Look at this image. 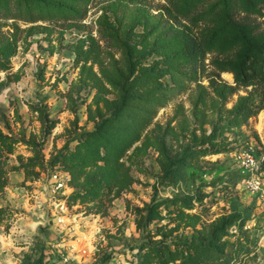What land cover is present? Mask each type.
<instances>
[{"label":"rangeland","instance_id":"1","mask_svg":"<svg viewBox=\"0 0 264 264\" xmlns=\"http://www.w3.org/2000/svg\"><path fill=\"white\" fill-rule=\"evenodd\" d=\"M173 1L0 8V264H264V215L235 155L264 149V107L232 113L251 86L215 93L212 78L234 76L214 52L174 54L205 23ZM250 19L264 28V11Z\"/></svg>","mask_w":264,"mask_h":264},{"label":"trees","instance_id":"2","mask_svg":"<svg viewBox=\"0 0 264 264\" xmlns=\"http://www.w3.org/2000/svg\"><path fill=\"white\" fill-rule=\"evenodd\" d=\"M15 1L18 6L17 12L11 11L10 0H0V8H5L6 14L21 16L30 0ZM39 1L41 6L48 9L51 6L59 10L68 7L65 0ZM205 1H173L179 15L188 17L194 24L201 21L205 23L198 36L182 32L184 44L176 48L174 54L187 52L191 59L203 60L208 53L214 52L211 63L219 74L224 71L232 72L234 84L222 83L212 78L213 90L225 97L227 92L233 93L239 88L251 86V89L232 107L233 114L248 118L264 107V28L250 19L251 14L263 13L264 0H214L199 8ZM237 12L244 14L239 17ZM27 16L29 20L37 19L35 13L31 11L27 12ZM147 73L148 69H142L131 78L129 84L144 80ZM133 97L134 94L125 91L121 103L114 112L121 111L124 103Z\"/></svg>","mask_w":264,"mask_h":264},{"label":"built area","instance_id":"3","mask_svg":"<svg viewBox=\"0 0 264 264\" xmlns=\"http://www.w3.org/2000/svg\"><path fill=\"white\" fill-rule=\"evenodd\" d=\"M241 169L242 180L257 198L261 212L264 215V149H256L253 145L245 146L235 152ZM69 177L60 170L51 174V181L55 191L59 193V210L66 212L69 208L66 188H68ZM64 214V213H63ZM60 220L64 216L59 217Z\"/></svg>","mask_w":264,"mask_h":264}]
</instances>
